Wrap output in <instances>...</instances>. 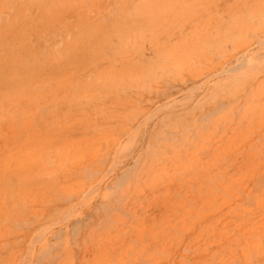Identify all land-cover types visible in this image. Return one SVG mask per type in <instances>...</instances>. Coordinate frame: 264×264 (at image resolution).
Wrapping results in <instances>:
<instances>
[{
	"label": "bare ground",
	"instance_id": "bare-ground-1",
	"mask_svg": "<svg viewBox=\"0 0 264 264\" xmlns=\"http://www.w3.org/2000/svg\"><path fill=\"white\" fill-rule=\"evenodd\" d=\"M0 264H264V0H0Z\"/></svg>",
	"mask_w": 264,
	"mask_h": 264
}]
</instances>
